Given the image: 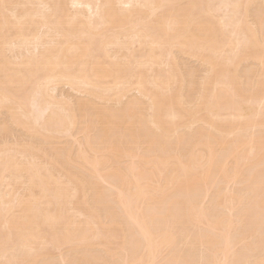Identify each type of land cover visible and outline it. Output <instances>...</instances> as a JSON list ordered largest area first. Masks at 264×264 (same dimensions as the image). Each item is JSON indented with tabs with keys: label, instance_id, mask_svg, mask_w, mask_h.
Segmentation results:
<instances>
[{
	"label": "bare ground",
	"instance_id": "1",
	"mask_svg": "<svg viewBox=\"0 0 264 264\" xmlns=\"http://www.w3.org/2000/svg\"><path fill=\"white\" fill-rule=\"evenodd\" d=\"M262 12L264 0H0L1 130L38 139L0 140V264H46L67 244L73 264H264L230 257L251 226L231 229L264 212ZM179 52L207 67L198 82ZM60 84L90 99L55 95ZM74 129L78 145L59 146ZM236 180L247 188H221ZM233 204L249 217L220 208Z\"/></svg>",
	"mask_w": 264,
	"mask_h": 264
},
{
	"label": "rangeland",
	"instance_id": "2",
	"mask_svg": "<svg viewBox=\"0 0 264 264\" xmlns=\"http://www.w3.org/2000/svg\"><path fill=\"white\" fill-rule=\"evenodd\" d=\"M182 1H186V0H182ZM260 1V0H259ZM262 2V1H261ZM261 2H257V4L254 6V8H257L256 6H258V3H261ZM263 3H261V4H259V6L261 5V6H263L262 5ZM258 6V9H260V10H263L262 8H260ZM253 7V6H252ZM72 8V10H75L76 8H78V7H71ZM79 8H81V7H79ZM257 9V10H258ZM251 10L254 12V9L253 8H251ZM250 10V14L249 15H247L248 14V12H247V14L246 15H244V18H245V20L247 21L248 19L250 20H248L247 22H251L252 21V19L254 20V15H256V14H258V13H254V15L252 14V11ZM256 11V10H255ZM259 11V10H258ZM257 12V11H256ZM259 12H261V11H259ZM264 12H262V15H264L263 14ZM7 14H10L9 12H7ZM246 16H249V17H246ZM248 18V19H247ZM263 40H264V38H263ZM176 50V49H175ZM175 55L178 57V61L180 62V66L182 67V69L185 71V72H187L188 70H190V71H192V72H194L193 74H195L194 76L196 77V78H193V79H195L197 82L199 81V78H202V75H204L205 73L204 72H206V70H207V67L203 64V62L201 61V60H199V59H196V58H193V57H190L189 55L187 56V55H183V54H181V52H179V53H175ZM182 55V56H181ZM180 57H182L181 59H180ZM189 58V59H188ZM182 59H183V61H182ZM202 62V63H200V62ZM186 62V63H185ZM188 62V63H187ZM181 63H183V64H181ZM247 63H248V65H247ZM250 63V64H249ZM252 63V64H251ZM253 63H254V65H253ZM187 64V65H186ZM203 64V65H202ZM246 64V65H245ZM241 66H239L241 69H240V71H241V75L243 76V77H245V75H247V77L249 76V74H245L247 71H249V70H252V68L251 67H253V71H252V73L254 72V74H255V71H256V68H258L257 66H258V63L256 62V61H253V60H247V62L245 61V62H243V64L241 63L240 64ZM188 66H191L192 67V69H191V67H188ZM193 66H195L196 67V69H194L195 67H193ZM248 66V67H247ZM256 67V68H255ZM185 68V69H184ZM189 68V69H188ZM248 68H251V69H248ZM254 68H255V71H254ZM193 69H194V71H193ZM244 69V70H243ZM248 69V70H247ZM202 70H203V72H202ZM189 71V72H190ZM201 71V72H200ZM200 72V73H199ZM203 73V74H202ZM240 73V72H239ZM244 73V74H243ZM248 73H250L251 74V72H248ZM200 75H201V77H200ZM252 75V74H251ZM198 77V78H197ZM242 77V78H243ZM246 78V77H245ZM245 78H243L244 80H245ZM198 79V80H197ZM194 80V81H195ZM195 81V82H196ZM196 82V83H197ZM58 86H60V87H58ZM57 87H55L56 89H55V91L56 92H54V94L55 95H65V97H67L68 99L70 98V99H72L71 101H73L72 103H74V102H77L79 99H80V97L83 99L87 94L86 93H81V92H77L76 90H74L73 91V89L72 88H70L71 86H69V84H60V85H58ZM195 86H198V84L196 85L195 84ZM72 89V90H71ZM195 91H196V89H194ZM194 90L192 91V92H194ZM189 93H190V91H188ZM192 92H191V94H192ZM59 93V94H58ZM136 93V94H135ZM190 94V95H191ZM193 94H195L196 95V93H193ZM192 94V95H193ZM68 95H69V97H68ZM72 95V96H71ZM83 95H85V96H83ZM135 95H137V96H135ZM139 92L136 90V89H133V91L131 90V91H129L128 92V94H127V96H125L127 99L125 100V97L122 99L123 101V103L125 104L126 102H127V100L128 99H132V98H134V97H139ZM190 95H188V97L190 96ZM195 95H193V96H191L192 98L191 99H193V97L195 96ZM83 96V97H82ZM64 97V98H65ZM78 97H79V99H78ZM91 97V96H90ZM87 98H89V95H87L86 96V99ZM93 98V97H92ZM75 99V100H74ZM85 99V98H84ZM90 99V98H89ZM189 99H190V97H189ZM67 100V99H66ZM81 100V99H80ZM70 101V102H71ZM92 101H95V103H96V101H97V104L99 105V106H106V105H108V104H110V105H112V107H114V105L115 104H117V102H115V101H108V102H105L104 100H96L95 98L92 100ZM120 103L119 105L121 106V104L123 105V103ZM102 103H104V104H102ZM77 104V103H76ZM118 105V106H119ZM118 106H116L115 105V107H118ZM119 106V107H120ZM4 110L5 109H0V113H1V111H3L4 112ZM2 112V115H0L1 117H0V126H1V128H0V140L2 141L3 139H8V140H15V139H25L27 136L25 135V136H23L24 134H25V132L24 131H22V129L20 128V127H17V128H15L13 125L11 126L10 124H8V125H10V128L12 129H9V131H4V130H1L2 128H3V124H4V122L6 121V122H8L9 121V118H8V114H6L7 112L5 111V113H3ZM203 112H201L200 114H202ZM5 114V115H4ZM4 116H6V117H4ZM3 118V119H2ZM9 123V122H8ZM197 125H199V124H195V128H197ZM15 128V129H14ZM21 130H19V129ZM194 128V126H193V129H195ZM96 129H98V128H96ZM95 128L93 129V131L94 130H96ZM10 130L12 131V132H10ZM13 130H15V131H13ZM75 130V129H74ZM99 130V129H98ZM17 131H18V133H17ZM75 131H77V129L75 130ZM97 131V130H96ZM188 131V130H187ZM24 132V133H23ZM93 133H95V134H93V137L95 138V136L94 135H96L97 136V134H98V132H97V134H96V132H93ZM13 135V136H12ZM19 135H21V136H19ZM8 136V137H7ZM12 136V137H11ZM76 136V137H75ZM80 136L82 137V134L81 133H79L78 134V131L76 132V133H74V135L72 136H66V137H64V138H61L60 140H61V143H59V146L61 145V147L64 145V147H65V145H67V147H68V143H71L72 144V146H69V147H73V145H74V147H76V145H78V143H76V139L75 138H80ZM22 137V138H21ZM73 137H75V138H73ZM67 138V139H66ZM69 138V139H68ZM71 138V139H70ZM27 139H33L32 141H36V140H38V139H36L35 140V138H29V137H27ZM71 140V141H70ZM68 141V142H67ZM73 141H74V143H73ZM66 142V143H65ZM70 144V145H71ZM58 145V144H57ZM49 146V145H48ZM47 146V147H48ZM51 146V145H50ZM50 146H49V149H50ZM58 146V147H59ZM73 147V148H74ZM78 147V146H77ZM182 147V146H181ZM181 149V148H180ZM186 149H187V146H183L182 147V151L183 152H185L186 151ZM259 167H261V166H259ZM263 167V166H262ZM261 167V168H262ZM250 169V168H249ZM248 169V170H249ZM253 170V168L250 170V172ZM259 170V168L257 169V171ZM262 170H263V168H262ZM253 171H255V170H253ZM261 171V170H260ZM246 172H247V170H246ZM246 172H245V174H246ZM248 173V172H247ZM244 180V179H243ZM219 180H217L216 181V184L218 183L219 185H214V184H212L211 186H213V188H211V189H209V192H207V195H206V197L204 198V200H203V202L206 204V205H204L205 207L207 206H212L213 207V204H214V200H213V198H214V195L212 196V194L214 193L215 194V190H216V188L218 187L219 188V186L221 185L220 183L221 182H218ZM236 182V183H235ZM104 183V184H103ZM225 182L223 181V183H222V187L221 188H225L227 185V189L228 188H230V189H228V190H233L234 188H237V189H234V190H239V191H241V189H242V191H243V189H246L247 187H245L246 185H248L247 183L248 182H246L245 181V183H244V181H240V180H236V181H231L230 183L229 182H226L225 184H224ZM232 183V184H231ZM102 185L103 186H105V188L106 187H108V191L107 192H109V193H107V194H109V196H108V201H110L114 196H113V194L111 193V190H109L110 188L112 189V191L114 192V189L112 188V186L111 185H108V183L107 182H102ZM231 187H230V186ZM234 185V186H233ZM236 185V186H235ZM243 186V187H241V186ZM109 186H110V188H109ZM239 186V187H238ZM217 188V189H218ZM238 188H241V189H238ZM107 189V188H106ZM226 189V188H225ZM225 189H223V190H225ZM213 192V193H212ZM229 192V191H228ZM111 193V194H110ZM212 193V194H211ZM208 197H209V199H208ZM109 198H111V199H109ZM207 198V199H206ZM115 199V198H114ZM114 199H113V203H114ZM206 200V201H205ZM210 202H211V204H210ZM111 203V202H110ZM237 205V204H236ZM236 205H231L232 206V208H233V212L231 211V213H230V210H232V208L230 207V210H226V208L227 207H220L221 209H222V211H224V213H226V214H229V215H231L232 213H234V211L235 210H237L238 211V215H240V214H243V211H242V209L244 208V207H242V206H244L245 205V207L247 206L246 205V203L245 204H242V206H239L241 209H239V208H237V209H235L233 206H235L236 207ZM241 205V204H240ZM248 205H251L250 203L248 204ZM229 207V206H228ZM247 208V207H246ZM246 208L245 209H243L244 210V214H246V216H248L249 217V215H248V212H249V210L250 209H252L253 207H249L248 206V208H250L249 210H247V212H246ZM255 209H257V212H259V213H261V216H258V215H260L259 213L257 214V216L255 215V213H253V212H251L252 210H254V209H252L251 211H250V213L249 214H252V216H250V217H252L253 219H254V217H256L255 219L257 220V218H259V217H261V219H262V217H263V215H264V212H262L263 210H260V209H258V208H256V207H254ZM228 209V208H227ZM216 210H217V208H216ZM219 210V209H218ZM241 212H240V211ZM213 211H214V209H213ZM228 211H229V213H228ZM215 212V211H214ZM216 212H219V211H216ZM215 212V213H216ZM256 212V211H255ZM256 212V213H257ZM220 213H221V211H220ZM253 214H254V217H253ZM233 215V214H232ZM238 215H237V212H235L234 213V215H233V217H235V220L237 219L236 217H238ZM241 216V215H240ZM252 218H251V223H249V222H247L248 220H250V219H248V218H246V219H248V220H246V223H244L245 222V219L243 220V221H241V224H244V225H246V226H242V225H235V224H238V223H240V222H238V223H236L237 221H234V227L231 229V232L234 234V232L237 230V232L239 233V231L241 232V229L242 230H246V231H250V234L248 233V234H246L247 235V237H246V240L245 239H243L242 241L243 242H241V241H239L240 242V244H236V246L235 247H237L234 251H237V253H235L234 255H231L230 257H232V256H235V255H237L236 256V260L237 261H239L240 263H242V261H243V259H244V261H245V259H247V257H248V259L247 260H253V258H254V255L255 254H258V255H260V254H263L264 253V243L263 244H259V247L258 246H252V243H255L256 241L255 240H257V238H258V236H259V234L261 233V234H263L264 233V226H262V225H260L259 227H260V229H259V232L258 233H254V226H253V223L254 222H252ZM260 219V220H261ZM254 221V220H253ZM243 222V223H242ZM256 222V221H255ZM257 223H259V222H257ZM249 224H250V226H251V229H250V227H248L247 229L245 228V227H247V225L249 226ZM254 224H256V223H254ZM203 225H205V224H203ZM203 225H201L200 224V228L201 229H204L202 226ZM236 226L238 227L236 230L234 229V228H236ZM261 226H262V228H263V230H262V228H261ZM127 227V226H126ZM242 227V228H241ZM130 227H128V228H126V229H129ZM206 228V227H205ZM240 228V229H239ZM196 230H197V228H196ZM244 230V231H245ZM261 230V231H260ZM234 231V232H233ZM245 231V232H246ZM237 232H235V236L236 235H239ZM264 235V234H263ZM256 238V239H255ZM183 241V240H182ZM238 242V243H239ZM244 242H245V245H244ZM184 242H182V245H180L181 244V242H180V244H179V249H180V247L182 246V248H183V250H186V249H188V246H186L185 245V243L183 244ZM115 244H117V243H115ZM243 245V246H242ZM49 246V245H48ZM47 246V247H48ZM66 246V247H65ZM65 246H61L59 249H57V247H55V246H53V248H52V246L50 245L49 246V248H47V250H48V252H49V254L51 255V256H49L48 255V259H46V261H45V263L47 264H65L64 263V259H63V261H62V258H64V256H65V258H66V256L67 255H69V257L67 256V258H66V260L65 261H67L68 263H70V264H73L76 260L75 259H73L72 258V255H70V254H73L74 252H76V251H73L72 249H69L67 246H68V244L67 245H65ZM112 246H114V245H112ZM116 247L118 246V245H115ZM114 246V247H115ZM50 247H51V251L49 250L50 249ZM70 247V246H69ZM200 246H198V248H199ZM243 247V248H242ZM245 247H247V249L245 248ZM252 247H254L255 249H257V247H258V250H262L263 249V251H256V253L254 252V250H253V248ZM68 248V249H67ZM70 248H72V247H70ZM181 248V249H182ZM203 248H205L206 249V247L205 246H202V247H200V250L199 249H196V250H198V252H196V254L195 255H197L198 256V254H200V255H202V252L204 253V255H206L207 254V252H206V250H203ZM242 248V249H241ZM248 248H250V250L248 249ZM94 249L96 250L97 249V251H95V252H98V253H100L99 251L100 250H102V254L105 256V252H103V248H101V247H98V246H95L94 247ZM54 250V251H53ZM238 250H240V252H242L243 250H245L244 251V253L243 254H245V252H246V254H247V257H245V256H243L242 255V253L241 254H239V251ZM253 250V251H252ZM65 253H64V252ZM66 251H69V252H66ZM73 251V252H72ZM200 251V252H199ZM202 251V252H201ZM206 252V254H205V252ZM52 252V253H51ZM63 252V253H62ZM83 252V251H82ZM84 252H87V251H84ZM94 252V251H93ZM94 252V253H95ZM79 252H77V253H74V255L75 254H78ZM81 253V252H80ZM80 253L78 254V255H80ZM98 253H96V254H98ZM198 253V254H197ZM249 253V254H248ZM58 256H56V255ZM83 254V253H82ZM101 253H100V257H102L103 255H102ZM166 254H167V252L165 251V252H163L162 253V256L160 257V259H162L163 260V258L166 256ZM53 255L54 256H56V257H54V259H53ZM239 255H241V256H239ZM258 255H256V256H258ZM103 256V257H104ZM203 256V255H202ZM49 257H51V258H49ZM78 257V256H77ZM77 257H74V258H77ZM230 257H228V259L230 258ZM238 257V258H237ZM244 257V258H243ZM234 258V257H233ZM233 258H231V259H233ZM243 258V259H242ZM250 258V259H249ZM71 259V260H70ZM198 259H199V256H198ZM56 260V261H55ZM58 260V261H57ZM72 260H74L73 262H72ZM234 260H235V258H234ZM242 260V261H241ZM49 261H51V263L49 262ZM52 261H54V262H52ZM101 261V260H100ZM164 261H165V263L167 262V257H166V259L165 260H163V263H164ZM229 261H230V259H229ZM56 262V263H55ZM111 263H114V261L112 260V261H110ZM160 264H162V261L160 260ZM2 263V262H1ZM98 263V262H97ZM67 264V263H66ZM118 264V263H117ZM120 264V263H119ZM244 264V263H243Z\"/></svg>",
	"mask_w": 264,
	"mask_h": 264
}]
</instances>
